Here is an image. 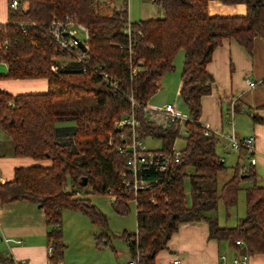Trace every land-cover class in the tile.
Segmentation results:
<instances>
[{
	"label": "trees",
	"instance_id": "16d2710c",
	"mask_svg": "<svg viewBox=\"0 0 264 264\" xmlns=\"http://www.w3.org/2000/svg\"><path fill=\"white\" fill-rule=\"evenodd\" d=\"M18 1L17 10L8 11V23L0 25V63L7 66L4 78L45 79L47 91L10 95L0 90V131L12 141L15 158L35 164L16 168L13 180L0 184V203L27 201L43 210L49 227L46 239L52 247L50 262L59 264L63 259L60 226L64 210L85 216L100 230L94 235L96 247L108 246V220L87 198L106 196L107 190L117 198L111 206L118 215L127 214L129 202H136V232L122 236L128 259L138 254L141 264H155L178 226L195 222L206 223L209 238L234 248L238 256L264 255V188L256 185L253 166L240 164L248 159L247 153L239 149L237 163L227 167L218 151L220 138L205 136L199 123L200 101L213 86L207 65L215 49L223 41L233 40L251 55L255 40L260 38L264 54V0H154L163 17L129 21V33L126 2L121 10L109 6L104 11L99 0ZM210 1L243 5L245 15L212 17ZM54 19L73 21L86 29L88 39L83 42L89 68L85 73L76 63L59 66L56 62L69 56L58 52L45 34ZM180 51L184 56L179 98L192 120L185 124V146L178 157L171 158L158 183H154L155 175L149 174L153 186L134 194L123 185L127 155L118 153L121 142L112 123L132 111L128 99L132 96L139 106L133 109L139 122L138 139L157 140V151L172 154L179 139L178 126L158 125L141 108L156 94L164 74L174 70ZM53 65L58 67L56 71L51 69ZM134 69L137 73L132 76ZM99 74L117 81L118 88L112 89ZM260 84L264 85V80ZM88 96L94 103L90 110H54L56 100ZM109 135L112 146L107 145ZM43 162L50 165H40ZM228 170L230 178L220 184V175ZM240 191L244 192V216L233 227H221L210 214L222 203L228 218Z\"/></svg>",
	"mask_w": 264,
	"mask_h": 264
},
{
	"label": "crops",
	"instance_id": "0c3cea01",
	"mask_svg": "<svg viewBox=\"0 0 264 264\" xmlns=\"http://www.w3.org/2000/svg\"><path fill=\"white\" fill-rule=\"evenodd\" d=\"M208 10L212 17L244 16L246 11L243 5L226 6L219 1H210ZM8 11V0H0V25L8 23ZM162 17L161 11L160 16L145 17L139 21ZM207 72L213 79V86L211 93L202 97L200 101L199 123L220 134L219 148L223 153L233 154L229 156L232 157L230 162L234 163L233 165L237 163L238 152L227 148V138L233 136L236 141H242L254 137L253 169L257 176L256 185L264 188V85L260 84L264 80L262 39L255 40L251 55L235 41H223L213 52L207 65ZM6 74L7 66L0 63V90L10 95L45 94L47 91L45 79L8 80L4 78ZM166 74L162 78L166 85L174 86L179 97L181 87L179 74L172 77V81L165 77ZM253 116L259 121L255 122ZM240 164L248 165L249 161L245 159ZM34 165L30 159L15 158L12 141L0 131V184L12 181L16 168ZM40 165L49 166L50 163L43 162ZM64 211L61 219L64 214H68V211ZM70 214L74 220L76 234H79L78 240L86 238L89 241L94 235L99 234V228L90 225L79 215L75 217L73 213ZM78 226L82 229L77 228ZM94 227L98 231H95ZM60 229L62 231V220ZM48 231L49 227L40 207L27 201L0 203V264H13V261L19 260H24L27 264H53L48 255L50 246L46 239ZM81 233L86 237H81ZM237 253L234 248L210 239L206 223H181L168 240L165 249L157 255L155 264H171L175 259H179L181 264H233ZM119 255L121 254L115 251V256ZM125 257L128 260V254ZM106 264H114V261L108 258ZM246 264H264V255L250 256Z\"/></svg>",
	"mask_w": 264,
	"mask_h": 264
},
{
	"label": "rangeland",
	"instance_id": "374dc122",
	"mask_svg": "<svg viewBox=\"0 0 264 264\" xmlns=\"http://www.w3.org/2000/svg\"><path fill=\"white\" fill-rule=\"evenodd\" d=\"M126 2V8L128 13V19L130 22H137L142 18H147L151 16H160L161 7L158 6L154 0H99V6L102 10H106L109 6L121 10L122 4ZM77 37L81 38L80 32L77 31ZM184 52L180 51L174 59V68L175 71L167 72L165 77L170 78L176 77L178 73L180 76L182 61H183ZM58 59V60H57ZM56 62L59 63V66H64L70 63L69 60H64L57 58ZM180 66V67H179ZM180 68V69H179ZM177 71V73H176ZM175 73V74H174ZM177 79V78H176ZM168 81V82H170ZM164 78L160 82V86L156 94L152 96L148 104L152 107H163L164 105L169 104L174 105L175 110L181 113L182 115L187 116V110L182 103L181 99L177 96L174 86L166 85ZM171 84V82L169 83ZM93 98L88 96L83 99H61L54 102V110L57 113H74L90 110L93 108ZM116 121V120H115ZM114 122V121H113ZM67 125V126H66ZM66 127L72 126V124H66ZM113 125V123H112ZM63 126V124L61 125ZM113 131V129H112ZM112 136H108L107 145L111 143ZM114 144V143H112ZM143 146L147 150H157L160 147V143L157 140L152 138H146L142 141ZM185 146L184 139H178L175 142L174 148L176 150H182ZM219 153L225 160L226 166H233L234 163L230 162L229 156H233L230 153H223V151L218 148ZM231 170L226 171L222 176H220V184L228 180L231 176ZM226 178V179H225ZM188 196V191H186ZM90 202L102 213L108 220V233L111 237L109 245L106 247L97 248L94 238L92 240L82 238L78 240L76 230L73 227V217L70 213L79 215V217L85 219L90 223V221L79 212L65 210L68 214L62 216V235L63 243L65 249L63 252V259L60 263L63 264H106V261L111 259L114 261V264H126V254L127 248L125 240L122 238L124 233L127 235H133L136 232V208L133 204H128L127 214L121 216L114 212L113 207L110 204V199L106 196H94L89 195L87 197ZM245 214V201H244V192L240 191L238 194L237 205L229 210L228 218L226 217V211L222 203H219L218 209L215 213H211V217H215L218 220L220 226L231 227L234 226L238 219L242 218ZM76 217V216H75ZM76 225V224H75ZM91 225V223H90ZM82 229L81 227H77ZM95 231H98L97 228H93ZM84 233V231H81ZM81 233V237H86L85 234ZM115 251L119 252V256H115ZM125 254V256H124Z\"/></svg>",
	"mask_w": 264,
	"mask_h": 264
},
{
	"label": "built area",
	"instance_id": "2783aa9c",
	"mask_svg": "<svg viewBox=\"0 0 264 264\" xmlns=\"http://www.w3.org/2000/svg\"><path fill=\"white\" fill-rule=\"evenodd\" d=\"M128 1V0H125ZM19 6L18 0H11L8 4L10 11H16ZM130 22L129 19L126 23V32L129 33ZM77 31L80 32L81 38L77 37ZM47 37L55 45L58 52L68 55L69 60L81 66L82 71L85 73L89 68V57L86 51H82L78 45L77 41L82 42L85 45V41L88 39V34L85 28L76 25L73 21H68L66 23H59L55 19L52 21L49 28L45 31ZM84 41V42H83ZM57 66L53 65L52 70L56 71ZM96 72V69H93ZM137 71L134 69L131 74L135 76ZM100 78L109 85L112 89L118 88V82L109 77L106 74H99ZM129 102L132 111L119 120L113 122L112 128L113 132L118 134L121 145L118 148L119 154L127 155V173L123 175V185L131 192L136 194L138 191H144L150 189L153 184L148 180L149 174L155 175L154 183H158L161 180V176L166 171L170 160L172 157H178L181 150H176L174 148L171 155H167L163 152L157 150H147L142 141L138 139V127L139 122L135 118L133 109L139 107L134 101L133 97L130 96ZM144 115H146L152 122L158 125H176L179 128V139H185L188 136V131L185 127L186 123H191L192 120L188 115H182L175 110L174 105L166 104L163 107H152L148 103L142 108ZM231 124V123H230ZM203 127L204 135L209 136L211 134L219 137L220 134L208 127ZM227 148L238 151L239 149H244L247 153L248 161L250 165L255 164V146L254 137H249L242 141H236L233 136L228 137ZM113 140L109 143L110 146L113 144ZM76 196H80L79 191H75ZM106 197L110 199V204H113L117 198L111 190H107ZM133 204L136 208V202L133 200L129 202ZM237 245H241V242H236ZM48 255H52V247H48ZM248 256H238L233 259V264H246ZM13 264H27L24 260L13 261ZM126 264H141L138 254L136 257L129 258ZM171 264H181L179 259H175Z\"/></svg>",
	"mask_w": 264,
	"mask_h": 264
},
{
	"label": "water",
	"instance_id": "95a60500",
	"mask_svg": "<svg viewBox=\"0 0 264 264\" xmlns=\"http://www.w3.org/2000/svg\"><path fill=\"white\" fill-rule=\"evenodd\" d=\"M77 45L82 51H86V46L82 42L77 41ZM83 186H85V182L83 183Z\"/></svg>",
	"mask_w": 264,
	"mask_h": 264
}]
</instances>
